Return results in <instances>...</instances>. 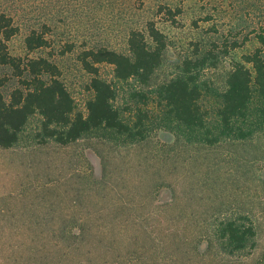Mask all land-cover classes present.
Returning a JSON list of instances; mask_svg holds the SVG:
<instances>
[{"label": "rangeland", "instance_id": "rangeland-1", "mask_svg": "<svg viewBox=\"0 0 264 264\" xmlns=\"http://www.w3.org/2000/svg\"><path fill=\"white\" fill-rule=\"evenodd\" d=\"M160 5L181 9L177 24L158 14ZM1 14L19 28L10 53L56 63L81 110L92 96L79 61L84 50L127 53L130 28L149 20L168 48L149 88L118 82L111 66L100 67L116 84L124 119L136 123L144 113L143 141L39 144L29 135L38 131L34 120L20 145L0 148V264H264V100L253 86L252 135L210 145L179 128L156 87L182 74L186 60H205L194 73L216 131L233 65L257 49L264 58V0H0ZM32 30L46 32L52 45L29 53ZM3 76L11 78L8 98L19 80L0 66ZM228 220L254 227L245 250L230 253L214 236ZM81 222L85 239L75 245Z\"/></svg>", "mask_w": 264, "mask_h": 264}, {"label": "trees", "instance_id": "trees-1", "mask_svg": "<svg viewBox=\"0 0 264 264\" xmlns=\"http://www.w3.org/2000/svg\"><path fill=\"white\" fill-rule=\"evenodd\" d=\"M158 14L177 24L181 9L160 5ZM45 30H48L46 26ZM18 33L19 28L12 17L1 14L0 66L11 68L13 76L19 80V87L6 98L3 87L11 78L0 77L1 149L20 145L34 120L38 121V131L29 135H33L39 144L53 140L60 146H69L83 138H117L123 143L145 139L142 128L144 113H141L136 123L131 124L124 119L114 104L117 97L116 84L102 77L100 67L111 66L118 82L135 80L142 88L151 87L168 48L167 36L154 20L147 21L144 28H130L127 53L99 47L86 49L79 55L83 69L92 77L89 84L92 96L85 110L78 108L76 100L61 79V70L56 63L47 57H17L10 53L8 43ZM260 39L264 44V31ZM51 45L46 32L38 30H32L25 39L29 53ZM69 51H72L71 46ZM204 61L186 60L182 74L156 86L158 96L168 108L171 119L184 133L210 145L227 138L245 139L252 135V125L248 126V120L254 99L253 86L264 100V58L261 49L244 55L242 61L236 62L228 74L223 106L218 111L219 128L216 131L207 123V113L200 103L203 88L194 73V68L204 65ZM137 96L143 98L141 100L146 104L145 95L136 92L134 97ZM261 114L264 117V109ZM78 223L76 221L75 224ZM85 224L81 222L80 232L74 233L75 245L85 239ZM255 234L254 227L236 220L222 221L214 230L216 239L230 253L245 250Z\"/></svg>", "mask_w": 264, "mask_h": 264}]
</instances>
